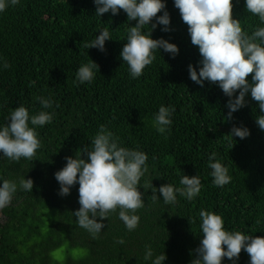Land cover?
I'll use <instances>...</instances> for the list:
<instances>
[{"label": "trees", "instance_id": "1", "mask_svg": "<svg viewBox=\"0 0 264 264\" xmlns=\"http://www.w3.org/2000/svg\"><path fill=\"white\" fill-rule=\"evenodd\" d=\"M165 3L173 30L164 33L158 26L151 38L177 45L179 54L172 59L157 51L138 79L131 78L120 58L129 27L123 10L100 18L93 0H20L0 13V124L21 105L30 116L54 113L51 124L36 128L41 146L32 160L0 158V178L18 185L11 204L1 210L0 264H153L161 254L167 257L164 264H191L202 239L201 209L220 215L228 231L264 238V131L255 123L258 102L246 97V106L225 119L228 98L222 90L190 80L187 68L197 66L199 52L173 0ZM232 5V17L242 30L251 34L264 27L247 13L244 0H232ZM104 29L112 38L105 51L84 47ZM90 60L99 71L91 83L77 86L75 73ZM39 97L51 98L52 108L42 109ZM161 105L175 109L164 135L153 127ZM101 125L118 138L119 146L148 157L138 184L145 206L135 213L140 219L133 231L125 228L117 210L98 220L105 227L93 235L72 214L80 207L79 186L68 196L58 194L54 173L65 166V157L75 158L78 150L90 147ZM234 126L248 128L250 135L232 140L227 135ZM212 153L232 178L223 187L212 183L207 166ZM81 158L86 160V154ZM183 174L200 177L201 191L193 201L179 195L174 205L152 200V187L179 186ZM21 178L33 180L32 192L19 189ZM146 246L153 253L149 259L144 258ZM59 250H64L63 261L54 256ZM75 251L83 253L76 256ZM249 260L242 249L235 264ZM222 264L233 261L224 258Z\"/></svg>", "mask_w": 264, "mask_h": 264}, {"label": "clouds", "instance_id": "2", "mask_svg": "<svg viewBox=\"0 0 264 264\" xmlns=\"http://www.w3.org/2000/svg\"><path fill=\"white\" fill-rule=\"evenodd\" d=\"M20 0H0V13L7 7L19 4ZM95 16L106 13L116 16L123 10L127 16L126 43L120 52L123 64L127 65L132 79H138L146 66L155 59L157 51L169 54L174 59L179 54L177 45L168 40L152 39L151 34L158 26L164 33L171 32L170 15L166 11L165 0H93ZM247 13L258 17L264 24V0H244ZM173 6L179 10L181 20L187 25L191 44L196 46L200 59L196 67L189 64V78L203 87L205 82L217 85L228 98L226 120L233 118V113L246 106V97L258 102L259 115L255 123L264 131V27H257L251 34L242 30L240 21L232 17V0H173ZM162 15H157L158 13ZM135 21L134 26H130ZM154 21V22H153ZM149 25H151L149 27ZM147 27L148 32L143 29ZM112 40L107 29L100 31L95 38L84 44L87 49L105 51V42ZM2 59V58H0ZM91 61V60H90ZM8 68L7 62L3 64ZM198 68V71H197ZM99 67L96 63H82L76 73L74 83H91ZM251 74V80L247 77ZM42 109L53 106L51 98H38ZM175 109L161 105L153 117V127L164 135L170 131ZM54 113L40 111L29 114L24 106L10 111L0 124V158L9 162H18L21 158L32 160L40 148L37 127L51 124ZM31 125V126H30ZM250 135L248 128L233 127L227 135L233 140L246 139ZM112 132L101 125L98 132L87 146L77 151L75 158L65 157L66 164L54 173L59 184V195L68 196L73 186L78 185L79 209L72 214L79 227L96 235L101 233L110 212L118 211V218L128 231H133L139 224L136 211L145 206L143 193L138 189L141 177L147 171L146 153L121 147ZM87 159H82L81 154ZM210 176L216 187L230 183L228 168L216 160V154L208 157ZM32 179L21 178L19 189L32 192ZM198 175H182L179 186L170 183L153 188L152 200H161L164 204H176L177 195L187 201H193L201 191ZM18 191L15 181L0 178V210L8 207ZM159 193V195H157ZM199 230L202 236L199 247L195 249V258L191 264H222L224 258L229 261L239 259L243 249L250 257L249 264H264V238L253 237L240 231H228L223 218L203 209L199 212ZM257 225L262 223L256 221ZM117 243L123 244V240ZM153 255L151 247L146 246L145 259ZM166 255H158L153 264H164Z\"/></svg>", "mask_w": 264, "mask_h": 264}, {"label": "rangeland", "instance_id": "3", "mask_svg": "<svg viewBox=\"0 0 264 264\" xmlns=\"http://www.w3.org/2000/svg\"><path fill=\"white\" fill-rule=\"evenodd\" d=\"M64 250H59V251L55 252L54 253L55 258H57L58 260L63 261L64 258H65L64 253H63ZM81 253H83V252H81V251H75V255L76 256H79V254H81Z\"/></svg>", "mask_w": 264, "mask_h": 264}, {"label": "crops", "instance_id": "4", "mask_svg": "<svg viewBox=\"0 0 264 264\" xmlns=\"http://www.w3.org/2000/svg\"><path fill=\"white\" fill-rule=\"evenodd\" d=\"M3 218V216H2V213H1V210H0V219H2Z\"/></svg>", "mask_w": 264, "mask_h": 264}]
</instances>
